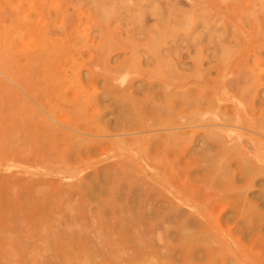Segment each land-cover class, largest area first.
I'll list each match as a JSON object with an SVG mask.
<instances>
[{
  "label": "rangeland",
  "instance_id": "374dc122",
  "mask_svg": "<svg viewBox=\"0 0 264 264\" xmlns=\"http://www.w3.org/2000/svg\"><path fill=\"white\" fill-rule=\"evenodd\" d=\"M65 27L71 31L68 35L64 34ZM65 36L71 42L66 52H75L67 59L66 78L71 74L81 78L85 92H79L82 89L73 81L55 90L54 95L67 91L69 97L81 94L87 99L99 98V103L73 106L62 95L53 98L50 107L57 113L71 114L83 128L62 125L64 130L101 142L98 150L104 149L101 152L96 149L91 156L86 154L81 158L76 154L67 157L49 152L51 155L43 161L34 163L31 158H37L35 153L28 152L32 148L25 144L16 148L17 144L9 141L8 132L0 125V225L3 227L0 226V243L6 242L8 246L0 247V264H77L62 258L58 244L63 241L61 231L68 229L77 234L84 229L94 236L93 227L109 230L111 223L132 212V205L133 210L145 208L141 219L148 224L151 220V225L154 222L151 229L156 230V235L152 240L156 242L160 234L163 238L180 226V220L173 214L176 208L185 210L183 218L193 214L194 218L201 211L209 217L211 230L197 244L204 247L212 264L222 263L223 258L230 264H261L264 261V176L259 174L247 186L246 178L230 180L224 175L223 183L233 182L238 189L240 186L241 192H247L238 197L237 191L231 190L232 197L225 198L230 191H222L226 185H219L221 191H216L212 180L206 177L208 173L220 175L223 169L222 157L218 155L221 148L215 140L206 138V133L228 127L236 135L250 133L264 139L259 130L236 121L253 117L264 120V0H0V40L3 42L0 58L7 56L5 52L9 50L40 51L45 45L52 46L51 39ZM123 63L130 64L129 70L120 73L125 80L119 79L108 86L105 75L110 73L109 68ZM96 72L98 81L93 87L87 80ZM3 75L1 72L0 78L11 83ZM148 76L152 77V83ZM160 78L168 81L169 86ZM184 78L187 81L180 82ZM172 81L178 82L176 86L170 84ZM11 85L20 93V99L24 97L33 102L24 89L23 93L18 85ZM123 86L136 101L134 108L129 109L130 102L126 99L125 103L120 98L122 95L118 96L117 103L113 101V93L107 94L108 90L126 93ZM0 106L8 109L7 104ZM141 123H147L146 128ZM166 136H172L173 141L161 148L147 144ZM139 138L146 142L144 146ZM30 163L36 167L32 168ZM120 164L124 169L116 178V193L97 191L89 197L99 175L102 182L110 180L108 172ZM27 165L35 172L29 171ZM232 165L229 171L237 172L239 165L236 161ZM30 178L42 186L73 188L72 196L66 201L70 205L56 209L50 213L51 218L44 220L52 233L35 228L39 222L36 210L24 199L28 193H38L27 185ZM1 179L16 183L12 189L15 192H9L13 186L8 187ZM112 183H102V187L107 190ZM209 190L214 194L213 199H206L202 194ZM130 197L134 199L132 204ZM249 201L254 203L253 209H249L254 214L242 209L239 212L238 208L244 210ZM256 205L263 216H257ZM55 207L51 205L50 209ZM111 208L116 211L112 212ZM10 224L15 225L13 230L5 228ZM173 241L178 245L177 240Z\"/></svg>",
  "mask_w": 264,
  "mask_h": 264
},
{
  "label": "bare ground",
  "instance_id": "6f19581e",
  "mask_svg": "<svg viewBox=\"0 0 264 264\" xmlns=\"http://www.w3.org/2000/svg\"><path fill=\"white\" fill-rule=\"evenodd\" d=\"M45 26L47 27L46 24H45ZM69 32H71V31L65 27L64 28V34L68 35ZM43 33H45V32H43ZM51 33H52V30H51ZM68 38L69 37L65 36L63 38L51 39V41H53V42L50 41V45H52L51 47H48L45 45L42 47V50L37 51V52H27L26 53V52H23L21 50H16V49L15 50H9V51L5 52V55H7V56H3V57L1 56V58H0V71L4 74L3 76L4 77L7 76L8 77L7 79L10 80L11 83L18 85V88L20 90L24 89L26 91V93H28L30 98L33 100V102L35 103V104H33V102L29 101L28 99H26L24 97H21V99H20V96H19L20 93H18V91H16L14 89L13 85H11V83H9V81L6 82L7 80L5 81L4 79L0 78V92H1L0 97L1 96L3 97V99H1L0 104L4 105V106H6V104H7V107H8V109H6V107L0 106L1 109L4 108V110L2 109L3 111H1V115H0V125H2V127H4V130H6L8 132V135L11 138V140H9V141H12L14 144H17V145H15V146H17L16 148L22 146V144H25L26 146H29L30 149L31 148L33 149V150L31 149L28 152H34L35 153V156L37 157L35 160L33 158L29 157V158H31V160L34 163H35V161L39 162V159H41V160L45 159L44 157H46L47 155H51L52 153L59 155V156L66 155L67 157H69L71 155H75V154L78 155L80 158L86 157V154H89L91 156V154H92V152H94V150L97 149V151H100L98 149H101V147H102L101 142L99 143V142L93 141L92 139L89 140V138L75 136V135L67 132L66 130H64L62 128V125H64V127L67 126V128H69V126L79 128V129L82 127L74 120V118L71 116V114H68V115L67 114H60V113L55 112L50 107V104L53 101L52 99L55 97H62V95H63V97L65 96L64 100H66V102H68V103H71L73 106H80V105L86 106L87 103H93V104L95 103L96 105H98V103H99V98L92 99L90 97L87 99L86 96H81V94L77 97H69V95L67 96V94H68L67 91H65V92H61V91L59 92L58 91L59 92L58 94H60V95L57 94V96H55L56 93L54 95L55 90H61L64 86H66L68 84V82L70 83L73 81L76 82V84H78V87L80 89H82V90H79V92H83V93L85 92V86H84L83 82L81 81V78L79 79L76 77V75L74 76L72 74H71L72 77L70 75V78H66L68 70L65 68V65L67 63V59L70 56H73L75 54L74 51L66 52V49L71 47V44H70L71 42L69 41ZM59 40H62V41H59ZM2 46H3V42H1V40H0V49ZM7 52H10V54ZM129 65H128V63H123L120 65L118 64L114 67L111 66V68L108 67L110 70L108 68L107 69L109 70L110 73L108 72L109 74L105 75V81L108 84V86L111 85L113 82L115 83V81H117L119 79L121 81L125 80V77H121L120 73L123 72L124 70L125 71L129 70L128 69ZM59 67H61V68H59ZM98 74L96 72V74L93 73L92 75H90L88 77L87 82L89 83L90 86L96 87V83L98 81L97 80ZM160 79L163 82H165L164 85L169 86L168 81H166L162 78H160ZM148 80H149V83L153 82L151 76H148ZM186 81H187V79L184 78L180 82L185 83ZM180 82H179V84H180ZM106 83H105V85H106ZM177 83H178L177 81H172V83H170V84H174L176 86ZM129 87H130V85H129ZM124 88H122V89L124 90ZM128 89H130V88H128ZM13 90L16 92V95H14V96H13V92H12ZM24 90L22 91L23 93H24ZM166 90L167 89H165V91ZM110 91L108 90L107 94L113 93L115 95V97H113V101H116L118 103L120 100L118 101L117 98H118V96L122 95V97H120V98L123 101H125V103L128 101L130 102L129 109L134 108L136 106L135 105L136 101L133 100L131 92L127 93V89H126V93H124V91H120V90L116 91V92H110ZM168 92H170V91H168ZM2 93H3V95H2ZM65 93H66V95H65ZM166 94H168V93H166ZM126 99H128V101ZM121 103H119V104H121ZM184 103H186V102H184ZM188 103H191V102H188ZM238 107H239V105H238ZM95 109H96V107H95ZM126 113H129V112H126ZM199 113H201V112H199ZM128 115L129 114H127L126 116H128ZM200 118H199V120H200ZM227 120H229V119H227ZM203 121H206V119L203 118ZM236 121H238L242 124H245L247 126L249 125L252 127V129L255 128V129L259 130L258 131L259 134L264 136V120H259V118L253 117L252 119L240 118L238 120L236 119ZM142 123H141V127L146 128L147 123H145V124H142ZM154 124H156V123H154ZM150 125H153V124H149V126ZM107 127L109 128V126H106V128ZM75 128H73V129H75ZM246 128H248V127H246ZM114 130H117V127ZM85 131L88 132L89 130L85 129ZM109 131H110V129H109ZM206 138H208L209 140L210 139L215 140L216 141L215 143L217 145H219L221 148V153L220 152L219 153L217 152V153H218V155L220 154V156L222 157V159H221L223 161V163L221 164V166L223 167L222 173H220V175H213L212 173H208L206 176L207 179L212 180L211 185L214 189H216V191H217V189H218V191L219 190L221 191V189L219 188V185L220 186H222L221 184L226 185V183H223V181H222L224 175H225V177L226 176L230 177V180L234 179V178H239V177L246 178L247 180H246L245 184L247 186L252 185L253 179L256 176H258L259 174L264 176V139L263 138L254 136L252 134L250 135V133H248V134L238 133V135H236L234 133V130L232 128H228V127L217 129V130L213 129L209 132L207 131ZM139 140H140V144L142 146H144L146 144V142L144 140H141L140 138H139ZM171 141H173V137L172 136H166L162 140H160V139L155 140V142H152V140L148 141L147 144L148 145L152 144L156 148H161L160 146H165V143H170ZM29 148H28V150H29ZM103 149L101 151H103ZM49 152L51 154H48ZM260 153H262V154H260ZM234 161H236V163H237V165H239V167L237 166L238 167L237 172L233 171L231 173L229 171L228 167L233 166L232 163ZM27 162L28 161H25L26 164H27ZM23 163H24V161H23ZM40 163H41V161H40ZM22 165H24V164H22ZM32 165L33 164H31V166ZM29 166H28V168L24 167V169L27 168V169H29V171L30 170L32 171V168L36 167L33 165L32 168L30 166V168H31L30 169ZM219 167H220V165H219ZM211 168L212 167H210L208 169L209 172H211ZM106 169H110V168H106ZM123 169H124L123 164L117 165L114 169H112V172H108V173H111L109 175L110 180H105L103 182L101 181V177L99 175V177L97 178V181L91 187L92 188L91 194L88 196L93 197V194H96L98 192L103 193L102 191H108L110 194H115L116 190H117L116 185H115L117 183L116 178L118 176L120 177V174L122 173L121 170H123ZM20 171H22V170H20ZM25 171L27 172L26 169H25ZM25 171H22V172H25ZM213 171H215V170H213ZM32 172H35V171H32ZM32 172H30V173L32 174ZM123 172H125V171H123ZM39 173L36 175H39ZM16 180L18 181V179H16ZM30 180L31 181H29L27 183V185L29 187L35 188V190L39 193V195H37L38 193H36V194L28 193L27 197L25 196L24 199L26 198L27 203L29 202L30 204H32L33 210H36V215H37L36 218L39 222L35 228L40 227L41 229H43V231L48 229V232L52 233V231H53L52 228L47 226V224L44 222V220H46L47 218H51V217H49L50 213L55 211L56 209L62 210V209H65L66 207H68L70 205V204L68 205V203L66 201H67V197L69 198L72 196V194L74 192L73 188H70V187L65 188V186H63V185L62 186H50L51 187L50 188L47 184L44 185V183H43V185L46 186V187H44L39 182H33L32 180H34V178L33 179L30 178ZM225 180H227V179L225 178ZM1 182L7 183V185H9L8 187L13 186V188H11V189L9 188L11 190L9 192L12 193L14 191V190L12 191V189H14V187L16 186V183H14L13 181H5V179H1ZM108 182H114V183H112L113 185L108 187L107 190H104V187H102V183L108 184ZM236 185L233 184V182H232L231 184L226 185V187H224V188L222 187V191L223 190H226V191L230 190L229 193L227 195H225V198L232 197L230 195V193L232 191L233 192L237 191L236 193L239 195L238 197L243 196V194H245V193L247 194V192H245V191H244V193L241 192V190H239L240 186L238 189V187H236ZM247 186H245V188H244L242 185L241 187H243V189L245 190L246 188H248ZM77 187L81 189L80 185ZM211 190H213V189H211ZM198 191H200V190H198ZM135 192H137V190H135ZM121 194H119V196H121ZM202 194L204 197H206V199L212 198V196L214 195L213 192L210 190L206 191V192H202ZM138 197H140V196H138ZM120 199H122V198H120ZM139 199H141V198H139ZM240 199H239V201H240ZM244 200L245 199L243 198V201ZM129 202L131 204L134 203L133 197L129 198ZM225 202H227V200ZM249 202H251V203L249 204V206L247 205L248 207H246L244 210H243V208H238L239 212L242 209V212L244 211L247 213V211L248 212L250 211L249 209H253V204H254V203L252 204L253 201H249ZM205 204H208V202ZM51 205H55L56 206L55 209H50ZM123 207H125V206H123ZM131 207H129V208L132 209V212H130L131 210L128 209V210H130L129 211L130 217H129V213H128V216L126 215L125 217L120 218V220L111 223L109 230L105 229V228L99 229L97 227L92 226L93 229L91 231H92V233L94 232V236H90L88 233V230L85 231L84 229L83 230L80 229L81 232L77 231L78 232L77 234H75V233L72 234L74 231L71 233V230H68V229L67 230L63 229L62 231L59 230L62 232L61 235H63V236L61 239H63V241L59 242L58 244H60L59 245L60 246V253L62 254V258L65 260V262H70V263L73 262V263H77V264H94V263H98V264H180L181 262H182L181 264H212V262L209 258V255H207L206 251L204 250V247L198 246V244H197L199 242V240L202 239L203 237H206V234L207 233L209 234L210 230H211V224L209 223V221H207L209 219V217L207 219V216L205 215V213L198 211V213L195 214L196 216L194 218H193L194 214H193V216L190 215L189 217L186 216L185 218H183V213H185V212H183L184 209L181 210V209L176 208L173 214H175L174 218L176 217L177 220H180V223H181V224L179 223L180 226H178V227L176 226L174 233L173 234L170 233L167 236H164L165 238L164 237L161 238L162 236L160 234L159 237H156V239L158 240V242H156V241H154L155 239L152 240L153 238H155L154 235H156V234H154V232L156 230L153 232L152 231L153 228L151 229L152 226L154 227V225H153L154 222L151 225V223H152L151 220H150L151 222L149 221L150 224H148V223H143V221L141 219V217L145 216V215H142V212H144L143 210L145 208H143V210H141V209H136V210L134 209L133 210V205ZM256 207H257V205H256ZM262 209H263V207H262ZM111 210H112V212L116 211L114 208H111ZM147 210H148V208H147ZM109 211H110V209H109ZM151 211H153V210H151ZM124 212H125L124 214H127L126 211H124ZM147 212L148 211H146V214H148ZM250 212L252 213V211H250ZM118 213H119V211H118ZM261 213H262V211L260 209H258V207H257V209H256L257 216L260 215ZM252 214H254V210H253ZM241 215H244V213ZM146 216L149 218H152L150 215H146ZM145 218H144V221H145ZM14 220H16V219H14ZM37 220H36V223H37ZM249 220H250V218H249ZM162 222H163V220H162ZM164 222L166 224V219ZM164 222H163V224H164ZM16 225H17V223H16ZM157 226H159V225L157 224L156 227ZM13 227H15V225L12 226L10 224V225H6L5 228L10 230ZM163 227L165 229L164 231L166 232V230H167L166 227L165 226H163ZM154 229H156V228H154ZM258 229H259V227H258ZM260 229H261V227H260ZM8 230H7V232H8ZM59 231L57 229V232H59ZM91 231H89V232L91 233ZM152 232H153V235H152ZM255 232L256 231L254 229L253 233H255ZM87 233H88V235H87ZM246 233H247V235L249 234L248 232H246ZM54 234L56 236L57 233L54 232ZM164 235H165V233H164ZM152 236H153V238H152ZM49 237L46 239H49ZM57 237H59V236H57ZM169 239H172V241H169ZM56 240H58V239H56ZM173 240H177V242H179L178 245L173 244L172 242H175ZM207 240H209V238ZM160 241L163 243L160 244L161 243ZM49 243H50V241H49ZM154 244H155V246H159V247L154 248L155 247ZM3 245L7 246L6 242L0 243V247H4ZM260 263L264 264V261L262 260V261H260ZM61 264H62V262H61ZM220 264H230V263L227 259L223 258L222 263L220 262Z\"/></svg>",
  "mask_w": 264,
  "mask_h": 264
}]
</instances>
